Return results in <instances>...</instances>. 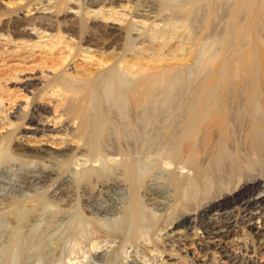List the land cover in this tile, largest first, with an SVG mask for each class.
Segmentation results:
<instances>
[{
	"label": "rangeland",
	"instance_id": "rangeland-1",
	"mask_svg": "<svg viewBox=\"0 0 264 264\" xmlns=\"http://www.w3.org/2000/svg\"><path fill=\"white\" fill-rule=\"evenodd\" d=\"M94 1L119 10V13L114 15L116 19H111V21L118 23L120 21L117 19L125 21V33L120 43L121 53L131 57L133 53L129 49H132V47L135 51L142 52L136 54L138 61L137 66L134 68L136 71L134 82L129 80L131 78L127 76L128 74L122 72V65L121 68V66L113 64L111 61L105 66V69L110 71V75H114L116 82L119 83L120 81V85H123L122 90H125L128 83L132 82L128 85L129 91H123L121 93L123 95L119 94L118 103L116 102L114 107L112 105L109 108L110 114L112 113L111 115L114 117L112 119H117L108 128L107 141L110 142V145H114L119 131L127 133L125 127L127 123L131 121L146 122L152 116H156L159 120L168 118L170 115L168 109L172 105L177 109L183 102H194L197 97V95H194L197 89L203 88V90H206L219 86L218 71L222 65L230 63L234 67H241L244 63L259 55L264 68V0H253L254 3L252 4H241L243 0H0V18H7L15 9H18L17 14L22 16V14L30 15L34 13L35 10L33 9L37 7L51 6V3H55L54 5L64 3L65 6L83 9ZM118 3L124 5L125 9L116 7ZM12 4L14 5L12 6ZM12 7L15 9L13 10ZM14 13L11 15L15 16L16 13ZM87 27L88 25L85 22L78 24V31L74 33L75 38L77 37L76 40L81 39ZM62 30L66 29L62 28ZM137 33H139L138 37ZM18 38L19 36L13 25L2 26L0 30V201L4 203L6 198L5 203L10 201L8 202L9 207L10 204L15 207L8 208L4 212L5 215L0 214V264H161V262L156 263L153 255L151 256V250L159 242L157 248L163 249L164 252H167L173 243L175 248L179 250L178 253L180 254L178 255L175 252L173 257L176 260H173L172 264H201V259L205 256L212 259L214 254H216L221 264H264V255L253 248L252 242L251 246L248 245V247L243 244L238 246L228 245V255L235 258V260L225 257L221 252L217 253L215 248H205L204 243L199 240L195 244L187 243L186 249L189 252L187 256V253L182 249L184 247L183 241L174 242L173 237L165 236L164 238V231L161 234L159 233L161 232L160 228H164L160 218L162 219V215H165L164 217L168 215L169 207L172 204L169 198L172 199V197L168 193L161 194L160 197V194L156 191L157 184H169V176L166 170L161 168L163 166H161V159L159 160V158L162 150L158 143H152L150 147L143 151L142 148L140 151L145 153L139 152V156L136 157L138 169L141 168V164H145L144 161H146V164L151 163L154 168L157 167L154 171H151L153 170L151 165L150 167L145 165L146 169L148 168L147 171H150L148 173L145 167L142 166L144 169L141 168L143 172L141 169V171L139 170L140 174L148 173L147 175L145 173L144 177H140L138 173L140 177V179L138 177L140 180H138V200L139 202L142 201L140 204L145 215L148 211L141 229L143 228L146 232L150 231L149 234L153 240L150 239L148 246L147 240L139 237L136 240V226H124V228L117 225L120 224L132 194L130 187H128L129 184L125 179H122L124 175L122 173L119 175L122 172L120 167L118 168L116 165V170V167H113L114 164L108 163L107 166L112 165L113 171L109 166L110 169L105 170L107 166L104 165L106 167L103 170L106 172L107 179H117L119 185L105 186L104 189L100 188L99 184L107 181L105 174L100 171V175H97L102 179L95 178L97 175L91 171L92 166L90 163H88V166L86 165L87 167L75 166L82 151L79 152L77 148H74L76 142L74 143L72 140L64 142L63 140L68 136V138H78L82 132L81 129L76 127L77 124H73L72 117L66 114L65 108L62 106V103L68 97L74 96L77 91H80L76 88L80 83L73 81L72 71H79V75L83 76L82 71L85 68L92 74L97 72V75L100 73L98 71L102 69L95 64H88L90 60L84 58V53L70 54L69 49L64 44L53 41L52 43L57 44L56 47H43V45L48 44V38H33L32 40ZM41 45L42 47H40ZM99 57L100 55L97 56V58ZM213 60L216 66H212ZM65 65L68 67L66 68ZM67 69L69 70L67 71ZM260 74H262L260 85L264 87V71ZM246 78L247 74L244 72L239 84H243ZM129 101H136L135 105L128 104ZM107 105L110 106V103ZM142 105L145 106L143 107L145 111L142 110ZM139 108H141V111ZM135 109L137 110L135 111ZM176 109L173 112V117H170L171 122L178 121L179 116L182 115V110ZM30 115L37 117V121H29L28 117ZM44 117H47V119ZM42 118L49 120L47 124H51V126L44 128L48 130H30V128L36 127L37 122ZM170 119L167 120L170 121ZM101 121L93 120L92 125L97 126ZM119 124L125 127L124 130ZM44 133L47 136H43ZM69 146L71 149L73 148L72 151L67 150L66 147ZM91 147L96 151L102 150L103 142L97 141L91 144ZM156 151L161 154H155L158 153ZM148 153L150 156L147 155ZM145 154L149 157H145ZM143 158L146 160L143 161ZM138 160L141 162L139 163ZM153 161L157 164L155 165ZM110 170L112 171L109 175L107 171ZM113 172H116V174ZM48 173H53L50 174L51 178L48 182L37 184L34 181L35 174L41 176ZM112 173L116 176H113ZM96 180L101 182L98 183ZM152 180L155 181L156 185L151 184ZM52 185L56 186L53 187ZM59 186L65 192L60 200L58 196L53 195V189ZM84 187L96 188L95 194L92 192L91 196L90 193L84 192ZM114 187L118 189L115 188V190ZM141 189L146 193L140 191ZM263 190L264 180L261 181L258 188L248 193L246 198L259 200L264 197ZM104 192H107L106 195H103ZM156 197H159L158 200ZM86 199L90 201L89 203H92L86 205ZM34 203L36 209L29 211L31 209L29 206L31 207ZM92 204L98 206L92 207ZM42 205H45L44 208ZM100 207L107 208L109 214L98 210ZM91 208H93V211ZM35 210L38 211L37 214H35ZM88 210L91 212H88ZM11 213L17 214L20 218L17 215L13 216L14 214ZM16 216L21 221L16 219ZM209 217L216 221L221 219L217 211L212 212ZM96 221L99 222V225ZM156 221L161 226L160 224L156 225ZM92 222H96L98 227L105 232H102L99 237L100 241L98 240L101 245L103 244L100 249H91L93 248L92 236L85 233L86 229L79 228L81 224L86 227L91 225ZM200 222L199 218L192 217L187 226L188 228L196 225L201 226ZM263 223L262 218L259 225L262 226ZM236 228L241 231L240 227ZM199 231L201 235H204L203 229ZM153 232L158 235L154 234L153 236ZM76 236L86 241L82 242L85 247L82 244L83 248L76 245L74 240ZM109 236L113 239L109 240ZM138 238L141 239V242ZM86 244H88V249ZM142 251H145L144 254Z\"/></svg>",
	"mask_w": 264,
	"mask_h": 264
},
{
	"label": "bare ground",
	"instance_id": "bare-ground-1",
	"mask_svg": "<svg viewBox=\"0 0 264 264\" xmlns=\"http://www.w3.org/2000/svg\"><path fill=\"white\" fill-rule=\"evenodd\" d=\"M244 3L252 4L254 3V1L243 0L241 4ZM14 4H12V6ZM51 4V6L47 5V7L44 6L43 8H36L34 5V7L36 8H32L33 10H35L34 13L30 15L22 14V16L17 14L16 11H18V9L12 7L13 10L15 9L14 11H12V13L15 12L16 15H11L12 13L10 14L9 12L10 16H7V18L4 17V19L2 18L3 20L0 18V30L3 25L4 27L13 25L16 33L19 36L18 39L32 40L33 38H48V44L43 45V47L48 46L49 48L56 47L57 44L52 43L53 41L56 43L64 44L69 49L70 54L75 55L78 53H84V58H88L90 60L88 64H95L100 69H104V71H98L100 73H98L97 75V72H93L94 74H92V72L87 71L85 68L84 71H82L84 73V77L79 75V71H72L71 76L73 78V81L80 83V85L76 86V88L80 91H77L74 96L68 97L66 101L62 103V106H64L66 114L72 117L71 121L73 122V124H77L76 127L81 129L82 132L79 134L78 138H68V136L63 138V140L64 142H66L67 140H72V142L74 143L76 142L74 148H77V151L79 152L82 151V154L81 156H79V158L75 157L78 159L77 164L75 166L78 165L80 167H87L88 163H90V165L92 166L91 171H93V173L95 172L94 174L100 175V171H102L105 176L106 172H104L103 169L107 166L108 163L114 164L115 166L113 167H116V170L117 166L118 168L120 167L122 172L119 173L118 171V173L119 175L121 173L124 175V178L122 177V179H125V181L129 184L128 187H130L132 194L130 202H128L129 204L124 212L120 224L117 225H121L122 227L136 226L137 233L133 231L135 233L136 240L137 237L143 240H147L149 246L150 239H152L151 235L149 234L150 231L148 229L149 232H146L145 230H143V228L141 229V225H143L144 218H146L148 211L145 215L144 209L140 204V202L142 201L139 202L137 196L139 187L138 180L143 175L145 176L146 172L144 171L145 173H142L143 175H141L139 170L143 168L142 166L145 167V165L146 167L148 165L150 167L151 165V169H153L151 170L149 168L151 171H154L157 167H152L151 163L146 164V161H144L146 159L143 158L145 164H141V168L138 169L136 157L139 156V152L143 153L142 151L150 147L152 143H158V146L162 150V154L158 151H156L158 153L155 154H161L159 158V160L161 159L160 164L161 166H163L161 168H164V170H166L167 175L169 176V184L165 185L164 183H159L156 185L154 180H152L154 183L152 182L151 184H155L157 186L156 191L160 194V197L161 194L164 193H168L172 197V199L169 198L172 203L169 207L170 213L168 212V215H166V217H164L165 215H162V219L160 218V222H162L164 228H160L161 232H159L160 230L158 232L161 234L164 231V238L165 236L173 237L174 242L183 241L184 247L182 249L187 253V256L189 253L186 249L187 243L191 242L192 244H195L198 240L204 243L205 248H215V251H217V253L221 252L227 258H232L230 255H228V245L238 246L239 244H243L248 247V245L251 246V242L253 244V248L260 254L264 255V223L262 226L259 225V221L262 218L264 220V197L259 200H249L248 198H246L247 194L253 191L254 189L258 188L261 184V181L264 180V87L260 85V80L262 77V74L260 73L264 71V68L261 64V56L258 55L252 58L250 61L244 63L241 67H234L230 63L224 66L222 65L218 71L220 83L219 86L211 87L206 90H203V88L197 89L196 94H194L197 95L196 100L192 103L183 102L177 107V109L172 105L168 109V113H170L168 118H163V120H159L156 118V116H152L146 122H125L127 123L125 126L127 128V133L125 131L124 133L122 131L120 132L118 129L119 133L116 135L117 140L115 141L114 145H110V142L107 141V137L109 135L108 128L112 123H114V120L117 119H112L114 117L111 115L112 113L110 114L109 108L112 107V105L114 107L116 105V102L118 103V98L120 96L119 94H121L123 91L125 92L126 90L129 91L128 85L132 84V82L135 81L136 71L134 70V68L137 66L138 61L136 59V54L142 52L135 51V49L132 47V49H129L133 53L131 54V57H128L127 54L121 53L122 48L120 47V43L125 33V21H121L120 19H117L118 21H120L119 23L111 21V19H116L114 18V15L119 13V10H117V8L115 10V8H109L103 5V3H99L96 1L91 2V4H89L83 9H76L73 6H65L64 3H58L56 5H54L55 3ZM116 7L124 8V5L118 3L116 4ZM82 22L87 23L88 27L87 30L82 34L81 39L78 41L76 40L77 37L75 38L74 33L78 31V24ZM62 28H65L66 30H62ZM136 35L138 37L139 33H137ZM40 47H42V45ZM99 55L100 57L97 58V56ZM111 61L113 64H117V66L122 65V72L128 74L127 76H130L131 78L129 80H131L132 82L128 83L125 90H122L123 85H120V81L119 83H117L118 81L116 82L114 75H110V71L108 69H105L106 64ZM212 66H216L214 60L212 61ZM65 67L67 68L68 66L65 65ZM68 70L69 69H67V71ZM244 72H246L247 78L246 81L240 85L239 83ZM61 101H63V99H61ZM135 102L136 101H129L128 104L134 106ZM109 103L110 106L107 105ZM143 107L145 106L142 105V110H144ZM137 109H135V111ZM139 109L141 111V108ZM175 109H181L182 115H178V121L176 120L175 122H171L170 117H173V112ZM3 118L2 120L6 119ZM36 118L37 117H35L34 115H30L28 117V120L37 121ZM44 118L47 119V117ZM44 118L37 122L36 127L30 128V130L47 131L48 129L44 128H46L47 126H51V124H47L49 120H46ZM167 119H170V121H168ZM93 120L102 121L97 126H93ZM165 121H167L168 123ZM120 127L122 126L120 125ZM125 127H122L123 130ZM44 135L47 136L46 133H44L43 136ZM97 141H100L101 143L103 142L102 150L96 151L91 147V144H94ZM66 148L68 151L73 150V148L71 149L70 146ZM141 149L142 151H140ZM41 151L43 152L44 150ZM147 155H149V153ZM149 156H146L145 154V157ZM140 162L141 161H139V163ZM153 163L155 162L153 161ZM156 164L157 163H155V165ZM104 165L106 166L104 167ZM108 166L105 168V170L110 169L109 167L112 168V165H110L109 167ZM146 167L145 170L147 171L148 168L146 169ZM112 169L114 171V168ZM111 171L112 170L107 171L108 174L111 173ZM116 172L113 173L116 174ZM147 172L149 173L150 171ZM138 173L140 174V177L138 176ZM148 173H146V175ZM50 174L53 173H48L41 176L35 174L34 181H36L37 184L43 182L46 183L49 181V178H51ZM114 174L113 176H116ZM36 175H38V177H36ZM95 178L101 177L97 175V177ZM105 179L107 180L105 181V183L99 184L100 186L97 184L100 188L104 189L105 186L109 187L118 184L117 179H107V176L105 177ZM149 183L148 185H150ZM115 188L116 187H114V189ZM152 188L154 189V187ZM95 189L93 187L92 189L84 187L83 191L90 193L89 195L92 196L91 193L94 192L95 194ZM53 190V195L58 196L59 200L62 199V196H64L65 192L60 188V186L56 187ZM140 191L144 190L141 189ZM99 193L101 195V192ZM106 193L103 195H106ZM152 193L154 194V192ZM5 200L4 203L3 201H0V214H4V212H6L8 208L12 207L11 204L10 207L8 205V202L10 201H6L7 203H5ZM92 201L94 202V200ZM86 202V205L92 203H89L90 201L88 200ZM35 203L37 204V202ZM35 203L31 205V207L29 206V208H31L29 209V211H31L32 209H36ZM95 204H92V207L98 206ZM14 207L15 206H13L12 208ZM92 209L93 208H91V210ZM98 210H100L102 213L109 212L107 208L102 207H100ZM18 211L16 210V212ZM89 211L90 210H88V212ZM214 211H217L220 214L221 219L219 221H216L213 218L209 217ZM37 212L38 211H36L35 214H37ZM11 214H14L13 216L17 215L15 213ZM70 215L72 216V214ZM17 216L16 219H19L20 217L18 216L19 218H17ZM192 217H195L196 219L199 218V220L201 221V226L196 225L194 227L188 228L187 223L190 222ZM90 218L92 219L93 217ZM157 221L156 225L160 224L159 222L157 223ZM95 223L92 222L90 223L91 225H88L86 227H83L81 224L79 228L86 229L85 233L92 236L93 248L91 249H100L103 244L101 245V243H99V237L104 231H102L98 227L99 222H97L98 225L97 223ZM236 227H240L241 231H239V229H237ZM118 229L121 230L119 227ZM200 229L204 230V235L200 234ZM73 230L76 231L75 229ZM154 234L156 233L153 232V236ZM86 235H84V237H86ZM81 236L83 235L81 234ZM127 237L129 238L128 234ZM110 239L112 240L113 238L110 237L109 240ZM130 239L132 238L130 237ZM141 239H139L140 242ZM74 240L76 241V245L79 246H81L82 242L85 241L82 240L81 237L78 238L77 236ZM159 244L155 245L156 247L151 250V256L153 255V258L155 259L156 263L161 262V264H172L173 260H176L173 256L175 255V252L179 255V250L175 248V244L173 243L168 249V251L164 252L163 249L160 250L157 248ZM86 245L87 248L88 244ZM193 255H195V253H193ZM218 260L219 259L216 257V254L213 255L212 259L209 257L207 258V256H205L203 259H201V264H221ZM232 260H235V258H232Z\"/></svg>",
	"mask_w": 264,
	"mask_h": 264
}]
</instances>
